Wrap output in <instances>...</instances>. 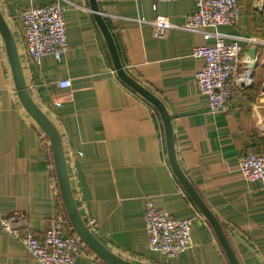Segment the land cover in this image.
I'll return each mask as SVG.
<instances>
[{
	"label": "crops",
	"instance_id": "1",
	"mask_svg": "<svg viewBox=\"0 0 264 264\" xmlns=\"http://www.w3.org/2000/svg\"><path fill=\"white\" fill-rule=\"evenodd\" d=\"M56 2L65 8L69 48L61 59L47 55L36 64L27 54L22 12ZM97 3L127 73L164 103L180 167L222 223L240 264H264V184L246 180L240 170L242 155L264 152V0H238L235 25L203 31L184 28L195 0ZM0 10L16 38L30 94L61 133L80 213L100 241L139 264H230L172 168L158 109L119 77L90 0H0ZM159 15L174 25L164 38L153 33ZM215 32L229 35L228 42L233 36L256 40L241 42L240 72L252 83L237 88L225 113L210 111L196 81L204 60L193 50L215 43ZM253 47L255 68L248 56ZM63 80L71 85L60 86ZM147 199L171 217L193 218L187 252L168 259L151 250ZM3 214L39 238L68 218L50 140L18 98L0 33V264H40L3 230ZM73 264L108 263L88 247Z\"/></svg>",
	"mask_w": 264,
	"mask_h": 264
},
{
	"label": "built area",
	"instance_id": "2",
	"mask_svg": "<svg viewBox=\"0 0 264 264\" xmlns=\"http://www.w3.org/2000/svg\"><path fill=\"white\" fill-rule=\"evenodd\" d=\"M174 1V0H156ZM196 11L188 18L184 28L190 31H203L208 27L235 25L240 18L238 0H195ZM154 8L157 5L154 4ZM65 8L58 2L31 6L22 12L26 50L29 58L40 64L47 55L61 59L69 48ZM145 22L143 18L141 20ZM154 36L164 38L174 27L168 17L159 15L152 22ZM213 44L196 46L193 56L202 58L204 65L196 74V81L202 94L208 99L212 113L228 112L237 88L249 86L252 79L248 72H240V62L244 43L250 46L256 40L250 37L214 33ZM62 87L71 85L70 80L59 82ZM240 170L244 178L264 184V152L246 153L240 159ZM16 216L3 214V230L15 236L28 253L40 264H73L83 255L88 246L73 229L68 218H59L39 238L32 231L21 232L15 226ZM145 227L149 235L152 251L170 258L178 257L192 246L193 218L178 219L159 210L151 199L145 202ZM90 224L93 225V222Z\"/></svg>",
	"mask_w": 264,
	"mask_h": 264
},
{
	"label": "water",
	"instance_id": "3",
	"mask_svg": "<svg viewBox=\"0 0 264 264\" xmlns=\"http://www.w3.org/2000/svg\"><path fill=\"white\" fill-rule=\"evenodd\" d=\"M91 8L94 11V16L106 38L109 46L113 62L119 77L130 87L136 90L144 98L150 101L159 111L164 123L167 147L169 159L172 168L185 187L188 194L198 206L199 210L204 214L207 220L211 223L216 235L218 236L224 251L229 259L230 264H240L234 249L228 239V236L223 228L222 223L218 220L215 214L206 205L201 198L197 190L194 188L177 159L174 132L172 126V120L164 103L154 93L136 81L125 70L120 55L118 53L112 33L100 12L97 0H90ZM0 33L5 43L9 63L12 71L14 85L18 98L28 112V114L35 120V122L41 127L50 140L52 147L53 158L55 162L56 175L59 183L61 196L64 202V206L70 220V223L75 232L80 236L84 243L103 261L108 264H139L130 260H127L104 245L100 239L93 233L91 227L83 219L80 210L78 208L74 192L72 189L68 164L66 160L63 140L60 131L54 124V122L48 117V115L42 110V108L34 101L30 94L22 66V61L19 53L18 44L14 33L6 21L0 10ZM257 47H253L248 51L250 59V65L252 68L256 67L254 58L256 57ZM264 92V83L262 85Z\"/></svg>",
	"mask_w": 264,
	"mask_h": 264
}]
</instances>
